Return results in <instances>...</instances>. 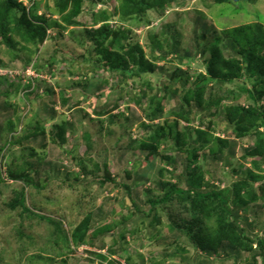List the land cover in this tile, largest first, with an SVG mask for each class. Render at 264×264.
I'll return each mask as SVG.
<instances>
[{
	"label": "rangeland",
	"instance_id": "374dc122",
	"mask_svg": "<svg viewBox=\"0 0 264 264\" xmlns=\"http://www.w3.org/2000/svg\"><path fill=\"white\" fill-rule=\"evenodd\" d=\"M56 1L17 0V3L20 11L25 9L29 13L34 2L38 16L46 14L50 20L65 26L55 11ZM120 3L121 0H86L83 13L77 19L83 26L52 27L42 45L19 43L18 49L23 46L30 49V53L23 54L25 59H14L11 49L0 37V60L6 64V67L0 65V82L3 81L0 90L5 88V81L10 84L9 97H0V264H112L110 260L129 264L126 257L130 254L132 264H264V250H260L259 242L251 243L240 229L235 236L218 235L219 224L213 218L216 213L211 215L209 206L203 205L198 210L192 201L179 203L176 197L170 203L158 205V213L154 211V216L140 224L139 229L130 224L129 230L137 232L126 234L127 253L101 261L89 253L99 252L97 248L89 245L76 248L72 242L77 224L90 215L96 220L91 232L108 229L107 245L102 251L108 255L109 249L116 247L114 241L121 240L116 236L117 224L123 218L132 217L135 211L122 185L124 181L131 184L134 199L148 212L151 206L147 201L153 196L150 189L157 181L176 184L174 176L196 170L203 174L204 189L209 186L225 189L248 177V170L261 176L252 184L257 201L250 207L248 223H244L247 234L264 239V163L254 155L258 138L236 139L234 127L226 120V110L235 103L236 95V103L249 105L248 96L241 88L252 89L251 78L223 82L221 88L217 87L222 90L219 95L228 97L232 91L236 95L225 99L220 110L212 111L213 116L193 110L189 121L179 120L177 130L191 152L193 137L186 129H200L212 135L213 143L205 151L197 155L187 151L182 159L176 160V165L170 166L163 160L176 157L173 141L161 145L155 157L137 150L139 143H133L135 139L145 143L150 126H166L179 119L172 110L182 104L176 95L180 85L171 79L182 70L190 78L189 83H193L199 74L207 73L210 50L202 54L200 49L208 40L219 38L223 57L240 59L235 55L238 48L232 49L223 32L257 24L264 29V0L222 3L183 0L166 11L149 10L142 19L134 18L127 23L119 13L113 15ZM48 10L54 15L48 14ZM94 14H105L109 19L95 24ZM103 25L109 26L112 32L120 25L132 29L135 41L143 46L148 60L158 67L139 78L124 79L121 73L109 72L99 62L101 56L93 55L95 45L85 36L86 30ZM204 26L208 27L207 31ZM28 59L30 63L26 66L24 62ZM209 85L217 86L215 82ZM145 91L158 93L160 106L158 102L151 106V95L143 98ZM136 96L144 103L143 108L134 101ZM108 102L107 110H102L106 115L99 116L96 107ZM158 106L159 116L150 123L145 119L144 108L151 112ZM127 118L134 119L131 125L127 124ZM8 123L13 126L9 127ZM61 128L66 130L65 144L56 138ZM261 132L264 139V128ZM14 138L23 142L12 146L10 141ZM218 138L236 144L235 155L227 164L205 157L210 151L213 157L217 156ZM223 153L228 157L227 149ZM187 160L190 161L184 166ZM13 161L21 169L25 167L35 184L9 177L8 165ZM162 170L163 176H160ZM140 176L145 179L135 180ZM179 186H184V182ZM22 193L32 213H23L21 207L10 208L12 200ZM235 200L234 194L232 201ZM229 207L233 209L234 203ZM243 218L244 215L242 222ZM196 219L201 221L197 230L203 229L206 223L210 234L205 231L200 238L196 237V228L191 229ZM209 237H214L211 245L215 249L212 261L204 263L205 254L195 240L201 242Z\"/></svg>",
	"mask_w": 264,
	"mask_h": 264
},
{
	"label": "trees",
	"instance_id": "16d2710c",
	"mask_svg": "<svg viewBox=\"0 0 264 264\" xmlns=\"http://www.w3.org/2000/svg\"><path fill=\"white\" fill-rule=\"evenodd\" d=\"M85 1L86 0L56 1L54 8L65 25L62 26L55 20H50L51 18H49L46 14L38 16L36 10L37 8H35L34 2L29 13H26L25 9L20 11L17 0H0V37L11 49V54L14 59H25L23 54L26 52L30 53V49H28V47L25 48V46L18 49V45L23 43L26 46H38L44 44L49 37V29L52 27L66 28L68 26H83L77 19L83 13ZM180 1L183 2V0H121L119 7L115 8L113 15H117L119 13L122 17V21L127 23L135 20L134 18L137 20L142 19L144 14L149 10L166 11L173 4H177ZM217 1L222 3L230 0ZM48 14L54 15V12L48 10ZM93 17L95 24L106 23L109 19L105 16V14H100L98 16L94 14ZM204 28L207 31L208 27L204 26ZM223 34L226 36L225 39H227L232 45V49L238 48V52H235V55L240 56V59L236 57L232 59L224 58L221 54V50L219 49V38L213 37L208 40L207 43H205V45L200 49V53L202 54H206L205 51L210 50V58L207 60L206 65L207 73L199 74L193 83H189L190 78H186L185 73L182 70L178 71L174 78L171 79L180 85L179 90L176 91V95H179L182 104L180 107H175V109L172 110V113L179 119L171 124L168 122L166 126H164V124H157L155 128L150 126L151 128H148L150 130H148L145 134V143H143V140H134L133 143H139L137 150H140L142 153H147V156L149 157H155L157 156L161 145L173 141V143H175L174 148L176 149L174 152H176L175 156L177 158H165L163 161L168 163L170 166L176 165V160H179V158L182 159L185 152H191L190 146L186 147L187 142L183 140L180 131L177 130L180 125L179 120L182 119L184 121H189L193 110L207 112L210 113V116H213L212 111L220 110L223 101L228 97L230 98L233 94L232 91V94L228 97L219 95L222 90L217 87L221 88L220 86L223 82L230 83L248 76L252 79V89L249 90L244 87L241 88V91L247 94V102H249V105L244 106L236 103L238 95L234 92L233 95H236L233 99L235 103H233V105L226 110V120H228L231 127H234L236 139L245 137L252 139L255 136L258 138L255 145L256 151L254 155L258 157L259 162L264 163V139L261 137V129L264 128V29L259 24L256 26L248 25L226 30ZM172 35L173 34L171 33V36ZM85 36L87 40L95 45V47L93 46L94 54L93 52L92 54L101 56L99 62L102 63V66L108 68L109 72L121 73L122 78L124 79H127L128 77L139 78L141 75L150 73L158 67L148 60L143 46L139 44V42L135 41L133 30L125 28L123 25H120L113 32L109 29V26L103 25L98 29L86 30ZM111 37L112 39L109 43V39ZM29 63V59L24 62L26 66H28ZM0 65L2 67H6V64H4L1 60ZM211 82H215L217 86L210 87L209 84ZM1 83H3V81L0 82V85ZM5 83V88L0 90V97H9L10 95L8 91L10 84L6 81ZM148 95H151V106H155L156 102H158V105L160 106L158 93L154 95L147 93L146 91L143 92V98H147ZM134 101L139 104L141 108L144 107V103L138 100V96H136ZM260 102H262V105H260ZM109 103L110 102L106 103L100 108H95L99 116L102 117L106 115L104 114L105 112H102V110H107V107L110 105ZM159 106L150 110L151 112L144 108L145 119H149L150 123H154L157 120L159 116ZM161 111L162 110H160V113ZM127 120L129 121L127 124L131 125L134 119L130 120L127 118ZM201 123L202 125L204 124L203 121H201ZM8 125L9 127L13 126L12 123H8ZM56 127L60 130V127ZM194 129L195 128L186 130L189 131V135L193 137V143H191V153L197 155L201 150L205 151L208 145L213 142L211 134L204 133L200 129L197 131ZM61 131V134H59L56 138H59L60 144H65L67 139L63 135L66 134V130L61 128ZM21 142L23 141L15 140L14 138V141H10V144L15 146ZM216 142L220 143L218 146L219 153L217 156L213 157L210 151L205 157H212L214 160H221L223 163L227 164L228 161L235 155L236 144L235 142L229 143L225 140H219V138ZM222 149L223 152L227 149L228 157L224 156ZM212 152H214V150H212ZM189 161L190 160L185 161L184 166L188 165ZM256 167H258V165H256ZM8 172L9 177L13 180L28 181L31 185L35 184L34 179L26 174L25 167L21 169L19 165L15 164V161H13L11 165H8ZM247 175L248 177L239 180L234 185L228 186L225 189H221L219 187L210 188V186L204 189V177L202 172H199L198 170L174 176V178L177 179L176 184L172 182L157 181L154 188L152 190L150 189L153 196L147 201L151 206L148 212L147 210H144V208L139 205L138 201L134 199V190L131 187V184L124 181L122 185L127 189V195L132 199V205L134 206L135 211L132 212V217L129 216L127 218H123L122 221L117 224L118 230L116 231V236L120 237L121 240L114 241L116 247H111L108 255L102 254V251L105 250L107 245L105 238L108 234V229L105 228L100 231L94 230V232H91L92 226L96 220H94L90 215L83 217L79 224H77L78 226L75 228L72 242L75 243L76 248L83 245H89L92 248H97L99 252L89 253L95 259L98 258L101 261H107L109 258L122 255L121 253H127L128 249L125 245L127 243L125 242L127 241L126 234L127 232H130L133 235L137 232L133 229L129 230L130 224L135 227L137 226L139 229V226H141L140 224L147 223L154 216V211L157 212L156 207L158 205L170 203L174 201L176 197V201L179 203L192 201L198 210H201L203 205L209 206L210 214L212 215L216 213L213 218L214 221L219 224L217 229L218 235L224 234L223 236H235V232L240 229L244 233L245 238L251 243L259 242L260 250L262 251L264 250V239H260L259 236L252 238L249 234H247L248 227L247 224H245L248 223V214L252 203L257 201L252 192V184L258 182L261 179V176L250 170H248ZM160 176H163V170L160 172ZM137 179L141 180L145 178H141L140 176L135 180ZM181 181L184 182V186H179ZM112 183L114 182L112 181ZM156 191L157 194H154ZM147 193L149 192L147 191ZM234 194L236 197L235 202L237 203L232 201ZM231 202L235 205L233 209H230L229 207ZM18 207H21L23 213H32V210L26 206L24 193H22L20 197L12 200L10 203V208L12 210H15ZM108 212L105 216L108 215ZM211 215L208 216V219L210 220H212L210 217ZM225 215H227L228 218ZM242 215H244L243 222L241 220ZM42 219L56 225V223L50 219H46L44 217H42ZM200 222V219H196L193 222V228L191 229L195 231L194 228H196V230L200 228ZM158 224H162L161 217ZM150 225L153 224L151 223ZM204 225L203 229L195 231L196 237L200 238L205 231L207 234H210V231L207 230L209 227L208 224L204 223ZM250 227H252V225H250ZM154 231L155 228L153 227L152 232L154 233ZM56 233H60L59 227L56 229ZM213 235L215 236L216 233H213ZM213 238L210 239L209 237V239L204 241L201 240V242L199 240H195V243H199L200 249L204 252L203 254H205L203 256L204 263H210L212 261L211 254L215 249L211 245ZM132 261L133 256L130 254L126 257V262L132 264ZM110 262L112 264L117 263L114 260H110Z\"/></svg>",
	"mask_w": 264,
	"mask_h": 264
}]
</instances>
